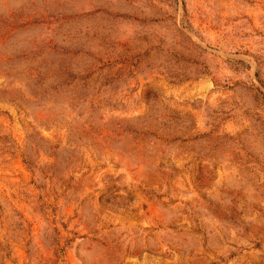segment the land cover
<instances>
[{
    "label": "rangeland",
    "instance_id": "374dc122",
    "mask_svg": "<svg viewBox=\"0 0 264 264\" xmlns=\"http://www.w3.org/2000/svg\"><path fill=\"white\" fill-rule=\"evenodd\" d=\"M0 264H264V0H0Z\"/></svg>",
    "mask_w": 264,
    "mask_h": 264
}]
</instances>
